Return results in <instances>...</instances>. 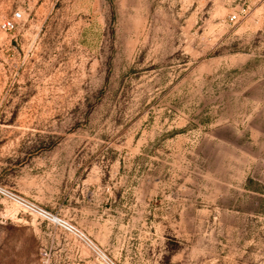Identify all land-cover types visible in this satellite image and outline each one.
I'll list each match as a JSON object with an SVG mask.
<instances>
[{
  "label": "rangeland",
  "instance_id": "rangeland-1",
  "mask_svg": "<svg viewBox=\"0 0 264 264\" xmlns=\"http://www.w3.org/2000/svg\"><path fill=\"white\" fill-rule=\"evenodd\" d=\"M0 187L115 264H264V0H0ZM0 264L105 263L0 196Z\"/></svg>",
  "mask_w": 264,
  "mask_h": 264
},
{
  "label": "built area",
  "instance_id": "built-area-1",
  "mask_svg": "<svg viewBox=\"0 0 264 264\" xmlns=\"http://www.w3.org/2000/svg\"><path fill=\"white\" fill-rule=\"evenodd\" d=\"M22 17V13L16 10L11 17L2 21L1 27L4 31H12L17 27L18 22ZM231 19H236V15H232ZM0 196L7 201L16 205L20 211L31 217L35 216L39 220L51 224L64 233L69 234L83 246L87 247L97 258L102 260L105 264H115L108 258L104 252L89 238V236L77 225L51 211L33 203L30 199L10 189L0 187Z\"/></svg>",
  "mask_w": 264,
  "mask_h": 264
}]
</instances>
